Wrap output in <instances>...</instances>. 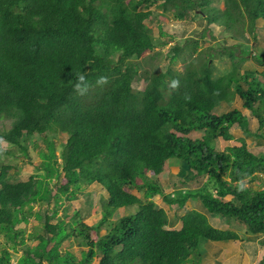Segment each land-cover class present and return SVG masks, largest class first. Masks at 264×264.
Wrapping results in <instances>:
<instances>
[{
    "label": "trees",
    "instance_id": "trees-1",
    "mask_svg": "<svg viewBox=\"0 0 264 264\" xmlns=\"http://www.w3.org/2000/svg\"><path fill=\"white\" fill-rule=\"evenodd\" d=\"M215 1L0 0V122H11L0 125V232L7 235L0 264H203L202 240L245 241L240 231L215 226L209 213L241 223L246 235L264 234V187L252 186L264 175V151L250 148L245 136L225 150L215 148L220 137L234 139L236 123L248 138H264V30L256 26L264 21V0H223V8ZM169 17H201L203 37L208 32L212 43L198 54L197 38L176 41L162 70L141 73L139 59L169 43L156 38L147 21L174 38L164 29ZM212 24L223 28V37ZM249 32L254 43L245 41ZM216 55L229 56L231 70L216 75ZM249 59L262 70L244 72ZM179 62L183 68L174 69ZM79 74L90 84L84 95L73 88ZM100 77L106 82L97 83ZM138 77L146 80L143 90L134 88ZM237 96L258 118L257 132L238 108L216 111ZM36 135L44 140L38 168L44 173L17 181L1 160L16 152L3 143L27 156L24 142ZM171 174L174 191L167 192ZM94 183L109 196L99 221L66 210L69 220L52 223L64 196L72 200ZM156 195L182 210L178 226ZM53 201L51 213L34 212L35 205ZM135 205L134 213L111 220ZM33 215L45 219L50 235L34 230L27 244L26 230L16 226ZM71 238L81 245L79 254L62 251ZM18 245L24 253L14 263ZM257 264H264V253Z\"/></svg>",
    "mask_w": 264,
    "mask_h": 264
},
{
    "label": "rangeland",
    "instance_id": "rangeland-1",
    "mask_svg": "<svg viewBox=\"0 0 264 264\" xmlns=\"http://www.w3.org/2000/svg\"><path fill=\"white\" fill-rule=\"evenodd\" d=\"M224 1L223 0H216L215 5L223 8L224 7ZM152 10L155 12H162V9L158 6L154 5L152 6ZM150 22V25H153L156 28V31L154 33V36L160 40H168L169 43L161 48L157 47L156 50L152 51L150 54H145L140 58V64H141V73L145 69L150 68H157L158 71L162 70L166 66V54L168 52V48L173 45L176 41H179L181 44H184L185 41L189 38H197L201 42V46L199 47L198 54L204 53V49H206L209 45H211L212 41H210L207 37L209 36L208 32L206 37H203V32L205 30L204 27L207 25L206 21L202 19L201 17H198L194 22H184L179 20H174L172 17H169L165 21L164 29L168 31L170 34L174 35V38L169 37L167 34H161V31L158 28L157 21H147V23ZM214 26V33L218 35L219 37H223L221 34L222 27L212 24ZM257 28L264 30V21L262 19H259L256 23ZM202 34V35H201ZM248 39H252L251 41L254 43V40L252 38V34L249 32L247 33V37L245 38V41ZM234 40H229V43L231 44ZM244 41V40H243ZM260 46H264L263 39H261ZM230 47V45H228ZM259 50H251L253 54L259 53ZM197 55V54H196ZM136 58H133L135 60ZM215 74L216 75H222L226 71L231 70V63L229 61V56L227 55H216L215 56ZM174 69L177 68H183V65L179 62L177 65H174ZM260 68L253 59H249L242 65V70L245 72L246 70H256ZM259 70H262L261 68ZM169 80V76H168ZM134 88L137 90H143L146 86V80L143 77H138L134 83ZM166 92V91H165ZM167 96L169 95V92H166ZM233 107H237L242 109L243 106V100L240 98V96L236 97L235 102L232 104ZM228 107L224 106L223 104H220L216 110L222 113L223 111H226ZM244 112L251 116L250 121V130L252 133L257 132L259 130V122L257 118L253 115H251L250 111L248 109H242ZM0 125L2 128H9L11 125V122L9 120H2L0 122ZM238 124H234L233 127L230 129V132L234 134V137L236 140L243 138L244 136L248 140L249 145L255 149L256 151H264V141L262 139H252V137L249 139L248 135L244 132L243 128ZM243 131V132H242ZM243 134V136H242ZM194 136H197V132H193ZM58 141L65 142L66 137L62 134H57ZM253 136V135H250ZM244 137V138H245ZM236 140H226L222 137H220L218 140L215 141V148L217 150H223L226 146H233L236 143ZM24 144L28 145V155L26 156L23 151L19 149L17 146L9 145L7 142H4V148L7 150L12 149L16 152V155L11 156H3L1 160L3 163L7 166H12L9 174L14 178L15 180H26L29 178L32 174H42L44 173V169H38L41 165V157L39 150L43 149L44 140L43 138H40L37 135L35 136L34 142L33 141H27L24 142ZM37 144V145H36ZM59 145V144H58ZM60 150V147L58 148ZM175 178L174 175H170L169 180H165V183L167 184V188L172 187L171 180ZM54 182V180H53ZM197 184V183H196ZM253 187L255 189H261L264 187V175H261L259 178H257L252 183ZM194 186V185H193ZM53 188L54 185L52 186ZM102 187L101 185L94 183L83 192L79 193L76 198H73L72 200H68L65 196L63 197V204L61 207H59V212L56 217V219L52 220V223L58 222V219L65 218V220H69L71 216L65 217L66 210H69V214L71 215L75 212L81 213V216L83 219L87 220H96L99 221L102 218V210H103V203H105L108 199V193L106 189ZM195 188H198L195 186ZM55 190V189H54ZM171 191V189H168ZM133 192H138L140 196L142 195V192H139L137 189H133ZM174 190H172L173 192ZM156 199H158L157 195L154 198L155 202ZM192 200H188L187 204L189 207L192 208H201V205L199 204V201L197 203H192ZM160 205L164 206L165 204L160 201ZM54 206V201L52 204L48 202H43L41 204L35 205L34 212H45L46 214H49L52 212ZM138 206H128L124 207V209H119L115 213V215L111 218L113 222H117L120 220V218L123 215H128L131 213H134L138 208ZM169 211V217H170V223L172 226H178L179 219L181 214L183 213L182 210L177 206H167ZM205 208V207H204ZM96 210V211H95ZM206 211V209H203ZM210 220L211 222L217 226V227H229L234 228L241 232V234L244 235L245 241H223V242H215V241H207L202 240L201 243V250H203V264H257V258L261 257L264 253V244H261V239H264V234H259L257 236L254 235H246L244 233V226L241 225V223L230 220L222 219L214 214H210ZM17 228H23L26 230V242L27 244L33 243V240L29 235L35 230L37 232H40L42 234L50 235V233L47 231L45 227V219L44 218H37L35 215L29 217V221L21 222L17 226ZM108 229L106 227L102 228L103 234L106 233ZM7 235L4 232H0V246H4L6 243ZM19 251L13 255V262L16 263L18 259L23 255L24 247L23 246H17ZM81 245L74 239H70V241H66L64 246L62 247V251H66L67 249H72L76 254H79Z\"/></svg>",
    "mask_w": 264,
    "mask_h": 264
},
{
    "label": "clouds",
    "instance_id": "clouds-1",
    "mask_svg": "<svg viewBox=\"0 0 264 264\" xmlns=\"http://www.w3.org/2000/svg\"><path fill=\"white\" fill-rule=\"evenodd\" d=\"M261 68V67H260ZM260 68H258V69H256V70H259ZM262 69V68H261ZM106 82V77H100V79L97 81V83H99V84H102V83H105ZM177 82H173V84H174V86H175V84H176ZM89 87H90V84H89V81L87 80V78H86V76L84 75V74H79L78 76H77V80H76V83L73 85V88H74V90L76 91V92H78L80 95H84L87 91H88V89H89ZM236 100V99H235ZM225 105H226V103H224ZM233 104V103H232ZM226 107H228V109L226 110V111H223L224 113L225 112H228V111H230V110H232V109H234V108H237V107H233L232 105L231 106H226ZM240 111H242V113L243 114H245L246 116H248V118H249V127H250V121H251V116L250 115H248V114H246L245 112H244V110H242V109H248V108H246V107H242V109H240V108H238ZM249 110V109H248ZM217 111V110H216ZM250 111V110H249ZM250 113H251V115H252V112L250 111ZM254 116V115H253ZM256 117V116H255ZM257 118V117H256ZM257 120H258V118H257ZM259 122V121H258ZM236 124H238V123H236ZM235 124V125H236ZM239 125V124H238ZM233 127V126H232ZM231 127V128H232ZM254 138H260V139H262V140H264V138H261V137H256V136H253ZM223 138V137H222ZM232 140H236L235 138L234 139H231L230 141H232ZM238 143V140H236V143L235 144H237ZM247 143H248V140H247ZM248 145H249V143H248ZM227 147H229V146H227ZM226 146L224 147V149L223 150H225V148H227ZM249 147L250 148H252L250 145H249ZM253 149V148H252ZM255 150V149H254ZM168 189H171V191L174 189V187H170V188H167V184H165V190L167 191V192H171V191H169ZM157 197H158V199H156V202L158 203V204H160V201H162L165 205H164V207L165 206H167V204L161 199V197H160V195H157ZM223 242V241H222Z\"/></svg>",
    "mask_w": 264,
    "mask_h": 264
},
{
    "label": "crops",
    "instance_id": "crops-1",
    "mask_svg": "<svg viewBox=\"0 0 264 264\" xmlns=\"http://www.w3.org/2000/svg\"><path fill=\"white\" fill-rule=\"evenodd\" d=\"M224 106H225V104H223ZM241 128V127H240ZM243 132V131H242ZM234 135V134H233ZM242 136H243V134H242ZM252 137V139L254 138L253 136H249V139ZM235 138V137H234ZM254 139H256V138H254ZM262 141H264V140H262Z\"/></svg>",
    "mask_w": 264,
    "mask_h": 264
},
{
    "label": "bare ground",
    "instance_id": "bare-ground-1",
    "mask_svg": "<svg viewBox=\"0 0 264 264\" xmlns=\"http://www.w3.org/2000/svg\"><path fill=\"white\" fill-rule=\"evenodd\" d=\"M151 176H153V175H151ZM101 185V184H100ZM103 187V186H102ZM104 189V188H103ZM107 191V190H106ZM108 198H109V196H108ZM137 211V210H136ZM203 251V250H202Z\"/></svg>",
    "mask_w": 264,
    "mask_h": 264
}]
</instances>
